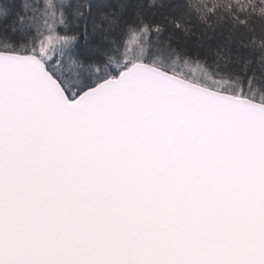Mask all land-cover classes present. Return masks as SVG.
<instances>
[{"label":"snow or ice","instance_id":"6c2138e0","mask_svg":"<svg viewBox=\"0 0 264 264\" xmlns=\"http://www.w3.org/2000/svg\"><path fill=\"white\" fill-rule=\"evenodd\" d=\"M0 264H264V0H0Z\"/></svg>","mask_w":264,"mask_h":264}]
</instances>
